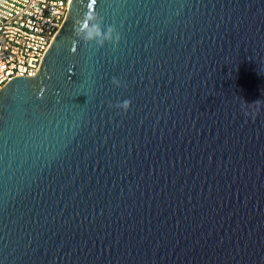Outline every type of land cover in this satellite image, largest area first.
<instances>
[{"label": "water", "instance_id": "95a60500", "mask_svg": "<svg viewBox=\"0 0 264 264\" xmlns=\"http://www.w3.org/2000/svg\"><path fill=\"white\" fill-rule=\"evenodd\" d=\"M0 264H264V0H71L0 89Z\"/></svg>", "mask_w": 264, "mask_h": 264}, {"label": "built area", "instance_id": "2783aa9c", "mask_svg": "<svg viewBox=\"0 0 264 264\" xmlns=\"http://www.w3.org/2000/svg\"><path fill=\"white\" fill-rule=\"evenodd\" d=\"M71 0H0V89L32 77L64 23Z\"/></svg>", "mask_w": 264, "mask_h": 264}]
</instances>
